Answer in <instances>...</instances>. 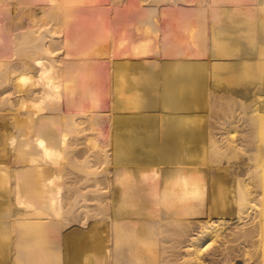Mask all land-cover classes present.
<instances>
[{
  "label": "bare ground",
  "instance_id": "obj_1",
  "mask_svg": "<svg viewBox=\"0 0 264 264\" xmlns=\"http://www.w3.org/2000/svg\"><path fill=\"white\" fill-rule=\"evenodd\" d=\"M16 1L0 0V264H207L217 246L220 264H264V0H192L173 37L165 0H140L137 59L113 79L96 22L112 16L91 30L74 21L88 0Z\"/></svg>",
  "mask_w": 264,
  "mask_h": 264
},
{
  "label": "rangeland",
  "instance_id": "obj_2",
  "mask_svg": "<svg viewBox=\"0 0 264 264\" xmlns=\"http://www.w3.org/2000/svg\"><path fill=\"white\" fill-rule=\"evenodd\" d=\"M19 1V0H18ZM18 1H16V2H18ZM24 1L25 0H23V1H21V3H23L22 5H25L26 3H32V2H35V3H37L38 2V0H36V1H32L31 0V2L29 1V0H26V3L24 4ZM43 2H41V0H40V2L41 3H43L44 4V1L45 0H42ZM89 1V0H88ZM87 1V5H89V7L88 6H86V10H84L83 12H81L80 13V15H79V17L75 20L74 19V21H79L78 23L79 24H81V23H83L84 24V26H86L88 29L90 28V27H88V26H93V28L95 27V30L97 29V27H99V25L101 24V22L103 23L104 22V24L105 23H107L108 24V22H109V25H111V26H109V27H107V24H105V27H107V29L104 27V26H101L100 25V27L101 28H99V30L101 31V29L103 28H105L106 30H104V33H105V36L102 38V40H104L103 41V43L105 42V44L106 45H104L105 46V48H108V45H109V47L111 48H108L107 49V51H105V53H107L108 51H109V49H110V53L108 52L107 54L109 55H107V57H101L100 58V63H99V65L98 66H100L99 68H102V70L104 71V74L105 75H107V77L108 78H110V79H113V77H117L118 75H120V73L122 72V65L120 64V63H123V62H126L129 58V61L130 62H133V61H131V60H134V59H132V57H136L135 55L134 56H128V57H126L130 52L127 50V48H126V51H128L129 53L127 54V52L125 51L124 52V48H125V44L127 43L128 44V42L130 41V38H128V39H126V40H129V41H126V43H124V41H125V39H123L124 38V35H125V37H129V36H134L135 35V31L133 30V29H130L129 27H127V26H125V25H129V23H125V22H129V17H132L135 13H137V12H139L141 9H142V2L141 3H139L140 2V0H94L93 2H91V1H89L88 2ZM135 1L137 2L138 1V4L137 3H135ZM174 1V0H165V1H163L162 3H161V6H160V12L162 11V14L160 15L159 14V16H158V26H159V28H160V30L161 31H163V30H167L166 32H169V34L171 35V33H175V35L176 34H178L177 32H179V31H177V30H179V29H177V28H179V23L178 22H176V18H178V17H181V15L179 14V12L181 13L182 12V10L181 9H184V8H186V7H188L189 5H190V3L192 2V0H185V2L184 1H182L183 2V5L181 4L182 2L180 1L179 3H172V2ZM15 2V3H16ZM91 2V3H90ZM167 4H166V3ZM19 3V2H18ZM18 3L17 4H14L15 5V11H18L19 9H21L22 8V14H23V12H24V14L25 13H27V12H25V11H27V7L29 6V7H31V4H28L27 5V7H26V5H25V7H22V5H21V3H19V6L21 5V7H19L18 8ZM41 3H39V5H42ZM88 3H90V4H88ZM135 3V4H134ZM143 3H146V1L145 2H143ZM166 4V7H165V4ZM172 3V4H171ZM194 3V2H193ZM193 3H191L192 5H193ZM46 4V3H45ZM44 4V5H45ZM105 4V5H104ZM175 4V5H174ZM179 4H180V6H179ZM186 4H188L187 6H186ZM195 4V3H194ZM17 5V6H16ZM32 5H34L35 7H39V5L37 6V5H35V4H32ZM107 5V6H106ZM176 6V9H174L175 7L174 6ZM191 5V6H192ZM33 6V7H34ZM123 6V7H122ZM169 6V7H168ZM172 6V7H171ZM182 6H184V7H182ZM17 7V8H16ZM33 7H31V8H33ZM107 7V8H106ZM165 7V8H164ZM27 8V9H26ZM112 8H113V10H112ZM136 8V9H135ZM164 8V9H163ZM173 8V9H172ZM18 9V10H17ZM98 9H101V10H99L101 13V16H106L107 14H104L105 12L106 13H108V19H109V17L110 16H112V17H110L111 19V21L110 20H105L104 21V17H100L101 18V20H100V18L98 19V16H99V11H97ZM107 9V10H106ZM105 10V11H104ZM110 10V11H109ZM112 10V11H111ZM119 11V13H117L118 11ZM164 10H165V12H164ZM166 10H168V13H167V11ZM179 10H181V11H179ZM19 11H21V10H19ZM19 11L17 12V13H19ZM97 11V12H96ZM115 11H116V13H117V16H116V14H115ZM136 11V12H135ZM96 12V13H95ZM174 12H176V13H174ZM17 13L14 15V14H12V15H14L15 17H18L17 16ZM132 13V14H131ZM178 13V15H180V16H178L177 17V14ZM23 14V15H24ZM95 14H98L97 15V17H96V15ZM115 14V15H114ZM119 14V15H118ZM182 14V13H181ZM2 15H6V12H2L1 14H0V19H2ZM19 16L21 15V12H20V14H18ZM94 15H95V18L96 19H98V21H96L97 23H99V21H100V24L97 26V24L95 25V23H94V25L92 24V25H89L90 23H88L89 21H93L92 19H94ZM183 15V14H182ZM198 15V14H197ZM22 16V15H21ZM106 16V17H107ZM129 16V17H128ZM176 16V17H175ZM191 16V15H190ZM195 16H196V14H195ZM14 17V18H15ZM25 17V18H24ZM22 16L21 17V19H20V17H19V20H22V18H23V20L24 19H29V17H30V15H29V17L27 18V15H25V16ZM169 17V18H168ZM174 17H175V20H174ZM185 16H182V20H178L177 19V21H181V23H182V25H181V28H182V26L188 21V20H190L191 21V19L193 18L194 19V17H190L191 19H188L189 18V16L188 17H186V19L184 18ZM198 17H199V15H198ZM13 18V17H12ZM102 18H103V20H102ZM186 20H184V19ZM203 18V20H205L206 19V17H202ZM205 18V19H204ZM8 19H11V18H8ZM96 19H94V21L96 20ZM126 19H128L127 21H126ZM131 19V18H130ZM180 19V18H179ZM188 19V20H187ZM192 19V20H193ZM208 19V18H207ZM3 20V19H2ZM80 20H82V21H80ZM185 21V23H184V21ZM195 20V19H194ZM4 21V20H3ZM183 21V22H182ZM7 22H9L8 20H7ZM86 22H87V24H86ZM176 22V23H175ZM195 22V21H194ZM193 22V23H194ZM93 23V22H92ZM112 23V24H111ZM162 23V24H161ZM169 23L170 24H172L171 26L173 27V24L176 26V29H169V27L170 26H168L169 25ZM177 23H178V25H177ZM180 23V24H181ZM184 23V24H183ZM190 23V22H189ZM192 23V22H191ZM196 23H198L199 24V26H198V24H196ZM196 23H194V29H192L193 31H195L194 33H195V38H194V40H196L197 38L199 39L198 41L199 42H201V41H205L204 39H206V41H207V38H205V36L207 37V34L209 33V32H207L208 30H205L204 29V27L203 26H201V24L199 23V22H197L196 21ZM79 24H77L76 25V27L77 26H80ZM103 24V25H104ZM116 25V26H114V25ZM161 24V25H160ZM138 24H136V27H138L137 26ZM166 25L168 26L167 28H166ZM133 26H135V25H133ZM178 26V27H177ZM76 27L74 26V27H72V28H75V31H73V33L75 32H78L79 30V27H77L78 29H76ZM127 27V28H126ZM135 27V28H136ZM198 27V28H197ZM201 27H203V28H201ZM110 30H109V29ZM112 28V29H111ZM117 28V29H116ZM134 28V27H133ZM185 29H186V26L184 27ZM91 29V28H90ZM116 29V30H115ZM202 29H204L206 32H204ZM70 30H72V29H70ZM70 30H68L67 29V31H70ZM76 30H78V31H76ZM92 30V29H91ZM94 30V29H93ZM108 31L110 32V34L108 33ZM116 31V32H115ZM170 31H171V33H170ZM177 31V32H176ZM71 32V31H70ZM166 32H165V35H166ZM203 32L205 33V35L203 34ZM107 33V34H106ZM141 32H137L136 34L139 36V34H140ZM207 33V34H206ZM149 34L151 35V33L149 32ZM168 34V33H167ZM168 34V35H169ZM171 35V37H173L174 35ZM201 34H203V35H201ZM164 35V34H163ZM169 35V36H170ZM114 36V37H113ZM167 36V35H166ZM197 37V38H196ZM107 38V39H106ZM200 38L202 39V40H200ZM204 38V39H203ZM108 40L110 41L109 43H107L108 42ZM124 40V41H123ZM137 43V42H136ZM124 44V45H123ZM154 45V42H152L151 41V43H150V45ZM124 46V47H123ZM85 47V46H84ZM81 48L83 51H89V49H91V48H87V47H85V48ZM72 48V47H71ZM73 48H76V50H80L81 51V49H78L77 47H73ZM181 47H179V49H180ZM200 48V47H199ZM85 49V50H84ZM175 50H177V48H174ZM72 50H75V49H72ZM160 51L162 50V49H159ZM171 50H173V48H171ZM91 51V50H90ZM113 51V52H112ZM156 51V50H155ZM163 51V50H162ZM201 51H207L206 52V55H205V57L206 58H208L209 56H207V55H209V52H208V50H203V48L201 47V49H199V52H201ZM138 52H140L141 53V50H138ZM159 52V51H158ZM199 53L198 55L199 56H201V59L199 58V56H198V58L200 59L199 61H206L207 59H205V58H203L204 56V54H205V52L204 53ZM125 53L127 54V55H125ZM122 54H124V56H122ZM131 54V53H130ZM72 55H75L74 53H72L71 55H67L68 57H72ZM103 55H105L104 53H103ZM61 56H63V55H61ZM67 56H66V58L65 57H62L63 59H64V61H65V63L63 62V64H68V60H71V61H73V59H75V57L73 58H67ZM76 56V55H75ZM106 56V55H105ZM121 56V57H120ZM125 57V58H124ZM122 58H124V59H126L127 58V60H122ZM137 59V58H136ZM135 59V60H136ZM203 59V60H202ZM103 60V61H102ZM121 60V61H120ZM127 65H129L130 66V64H127ZM108 69V70H107ZM99 70V69H98ZM122 77V76H121ZM107 85V84H106ZM8 87V86H7ZM6 87V88H7ZM107 87H109L108 85L106 86V88ZM5 88V89H6ZM110 89H111V86H110ZM16 93V92H15ZM14 93V94H15ZM12 95L13 96V98L14 97H16V96H18L19 95V92H18V95L17 94H15V95ZM107 100H108V97H104V101H103V105L105 106L106 105V102H107ZM101 103V102H100ZM3 107V106H2ZM84 107H87V106H84ZM0 108H1V105H0ZM102 108H104V107H102ZM96 109V108H95ZM22 110H25V107L22 109ZM27 110H29V108H27ZM27 110H25V112H27ZM96 111V110H95ZM17 115V114H16ZM9 116V115H8ZM6 117V116H5ZM88 123L87 122H85L83 125L84 126H86ZM214 133L216 134V132H217V134H216V137H218V138H221L222 137V135H221V130H218L217 129V127H216V129L214 128ZM95 132L96 131H94V130H92L91 128H90V126H89V128H87V129H85V131H83L81 134H79V136H81V137H86L87 135H85V133L86 134H89V135H91V134H95ZM84 135V136H83ZM64 166H66V167H70L69 166V164H67V163H64L63 164ZM70 169V168H69ZM70 171H72V173H69V174H67V175H65V176H62L63 177V183H61L59 186L57 185V184H54V183H51L50 184V186H52V187H54V186H58L59 188L58 189H61V190H63V189H67V187L68 188H71L73 185H70V183H72V179H73V176L75 175V174H79V173H81L80 171H78L77 169H71ZM113 174V173H112ZM114 175V174H113ZM73 188H75V187H73ZM59 194V193H58ZM55 195L56 194H52V196H51V198L53 199L54 197H55ZM74 194L73 193H71V191L67 194V196L64 198V203H68V202H70L74 197H72ZM82 201V200H81ZM80 204H81V202L80 203H78L77 205H76V207H79V209H78V218L80 219L81 218V220H82V222L79 224V227L82 229V230H84L85 231V229L86 230H88V228H90L88 225L85 227V225H83L82 223H83V221H84V223H85V220H86V217H84V213H83V207H81L80 206ZM69 204H67V206H68ZM89 209L91 208V210H90V213H92V212H95L93 209H92V207H88ZM97 212V211H96ZM94 214V213H93ZM201 219V216H198L196 219H194L196 222H198V221H201L200 220ZM88 221L90 222V218L88 219ZM193 221V220H192ZM87 222V221H86ZM82 224V225H81ZM84 226V227H83ZM195 227H196V225H195ZM195 227H193L194 229H195V231H196V228ZM26 229L27 230H32V231H36L37 229L36 228H34V227H26ZM195 231H193L192 233H194ZM86 232V231H85ZM30 234H28V233H26L25 234V236H29ZM169 242H172V240L170 241L169 240ZM168 243V242H167ZM165 244V243H164ZM163 244V245H164ZM168 244H170V243H168ZM168 244H166V245H168ZM184 244H186V243H184ZM183 244V245H184ZM222 247V248H221ZM222 250H221V249ZM220 248H219V246H217V248H215V250H214V255H212L211 254V257H210V255L208 256L207 254L205 255V262L207 263V264H220L221 262H222V258H223V252L225 253V250H224V248L225 247H223V246H220ZM54 249H58V247L57 246H53V247H50V250H54ZM219 249V250H218ZM181 250H184L183 248L182 249H180V250H175L174 252H168V254H171V256H175L176 254H178V256L179 257H181ZM218 250V251H217ZM224 250V251H223ZM221 251H223V252H221ZM216 252H217V254H216ZM219 252V253H218ZM220 252H221V254H220ZM176 253V254H175ZM173 254V255H172ZM180 254V255H179ZM215 255H216V257H215ZM218 255V256H217ZM220 256V257H219ZM208 258V260H206ZM211 260H210V259ZM216 258H220L219 259V261L216 259ZM211 261H213V262H211ZM217 261V262H216ZM182 261H175V263L174 264H180Z\"/></svg>",
  "mask_w": 264,
  "mask_h": 264
}]
</instances>
